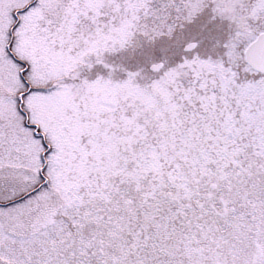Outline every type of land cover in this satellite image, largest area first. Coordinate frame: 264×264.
Wrapping results in <instances>:
<instances>
[{"label": "snow or ice", "instance_id": "6c2138e0", "mask_svg": "<svg viewBox=\"0 0 264 264\" xmlns=\"http://www.w3.org/2000/svg\"><path fill=\"white\" fill-rule=\"evenodd\" d=\"M0 264H264V0H0Z\"/></svg>", "mask_w": 264, "mask_h": 264}]
</instances>
